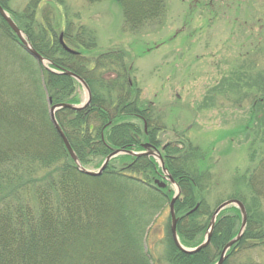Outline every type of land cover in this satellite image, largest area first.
<instances>
[{"label":"trees","instance_id":"16d2710c","mask_svg":"<svg viewBox=\"0 0 264 264\" xmlns=\"http://www.w3.org/2000/svg\"><path fill=\"white\" fill-rule=\"evenodd\" d=\"M40 1L33 0L34 12ZM116 1L122 26L131 30L160 18L166 9L165 0ZM0 4L49 61L45 66L30 56L0 17V264H155L145 245L147 229L173 194L168 186L152 185L161 173L158 163L148 156L121 154L101 175H85L49 118L51 105L81 102L82 86L64 73L68 70L84 80L90 101L81 110L60 108L55 118L82 166H100L112 148L139 150L144 141L159 146L158 117L151 106H143L140 90L129 81L126 52H101L93 32L67 22L61 34L73 51L69 52L44 16L36 18L34 13L27 20L10 12L5 0ZM260 80L256 87L261 86V95L251 104L252 113L264 110ZM218 90L225 91L222 84ZM162 158L180 190L174 211L183 246H197L213 208L231 198L244 204L247 221L222 264H239L234 260L239 249L264 244V215L259 211L264 200V157L249 174L232 178L231 192L224 200L217 197L213 208L208 197L217 183L199 147L181 137L164 145ZM113 161L119 165L111 166ZM238 180L248 188L250 204L245 190L236 186ZM239 223L238 208H224L208 246L192 254L176 248L168 225L161 260L213 264Z\"/></svg>","mask_w":264,"mask_h":264},{"label":"rangeland","instance_id":"374dc122","mask_svg":"<svg viewBox=\"0 0 264 264\" xmlns=\"http://www.w3.org/2000/svg\"><path fill=\"white\" fill-rule=\"evenodd\" d=\"M5 1L17 17L44 16L57 36L71 22L93 32L101 52L124 50L130 83L140 90L143 106H151L158 117V149L183 137L205 154L217 183L208 197L212 208L217 197L229 195L232 178L249 174L264 157V110L251 112L252 102L261 95V86L256 87L260 79L264 86V0H165L163 16L136 30L122 26L116 0H41L35 12L33 0ZM221 84L225 91H215ZM79 92L83 101L85 93ZM244 184L238 180L236 186L245 190L250 204ZM259 211L264 215V200ZM168 225L165 204L145 239L155 264H166L161 255ZM234 260L264 264V244L239 249Z\"/></svg>","mask_w":264,"mask_h":264},{"label":"water","instance_id":"95a60500","mask_svg":"<svg viewBox=\"0 0 264 264\" xmlns=\"http://www.w3.org/2000/svg\"><path fill=\"white\" fill-rule=\"evenodd\" d=\"M0 16L3 18V20L7 23V25L9 26V28L12 30V32L18 37L21 45L23 46V48L26 50V52L32 56L35 60H37L38 62L45 64L47 62L46 59H44L43 56H41L32 46L31 44L28 42V40L24 37V34L22 33V31L16 26V24L14 23V21L10 18V16L6 13V11L2 8V6L0 5ZM62 46L64 49H66L67 51L71 50L66 47L63 42H62V38L60 36L59 38ZM64 73L66 75L72 76L75 80H77L81 86L83 87L84 91H85V99L82 102V104L80 105H73L70 103H57V104H53L49 107V118H50V122L52 124V126L54 127V129L56 130V132L58 133L68 155L70 156V158L73 160V162L75 163L77 169L88 176H92V177H96L101 175V173L103 172V170L106 168L108 162L110 161L111 158H113L114 156L118 155V154H122V153H126L129 154L131 156L134 157H138V156H153L158 158L160 165L162 167L163 173L165 175H167L168 180L170 183H172L176 190L174 191V194L172 196V198L170 199L169 202V216H170V234H171V238L173 240L174 245L176 246V248L178 250H180L183 253H187V254H192V253H196L198 251H200L201 249L205 248L209 242H210V238H211V234H212V230L214 227V223L216 220L217 215L219 214V212L224 209L227 206L230 205H235L237 206V208L239 209L240 212V226L238 229L237 234L231 238L228 242H226L224 244V246L222 247V250L220 252V255L217 259V261L214 264H222L223 261L226 258V253L228 251V249L233 246L237 241L240 240V238L243 235L244 229H245V225H246V219H247V215H246V210L244 208V205L236 199H228L225 200L223 202H221L218 206L215 207V209L213 210L210 220H209V224L208 227L206 229L205 232V237L203 239V241L196 246L195 248H186L184 247L180 241L178 240V236H177V231H176V224L178 221V217L175 216V212H174V202L175 200L178 198L179 195V188L177 187V185H175L172 177L170 174H168L167 170L164 168L163 162H162V157L160 155V153L158 152V150L150 143H143L141 144V147L144 149V151H140V152H136V151H132V150H124V149H113L111 150V152L104 158L102 164L100 165V167L95 170V171H91L88 170L87 168L83 167L75 152L72 150L66 136L64 135L62 129L60 128L56 118H55V112L60 109V108H68L71 110H81L84 109L89 101H90V90L88 89L86 83L84 82V80H82V78H80L79 76H77L75 73L65 70ZM50 102V101H49ZM154 183H156L159 187H164V183L163 182H159L158 180H155Z\"/></svg>","mask_w":264,"mask_h":264},{"label":"flooded vegetation","instance_id":"af4514ba","mask_svg":"<svg viewBox=\"0 0 264 264\" xmlns=\"http://www.w3.org/2000/svg\"><path fill=\"white\" fill-rule=\"evenodd\" d=\"M144 142H147V141H144ZM151 143V142H150ZM153 144V143H152ZM154 145V144H153ZM155 146V145H154Z\"/></svg>","mask_w":264,"mask_h":264},{"label":"bare ground","instance_id":"6f19581e","mask_svg":"<svg viewBox=\"0 0 264 264\" xmlns=\"http://www.w3.org/2000/svg\"><path fill=\"white\" fill-rule=\"evenodd\" d=\"M25 50V49H24ZM26 51V50H25Z\"/></svg>","mask_w":264,"mask_h":264}]
</instances>
